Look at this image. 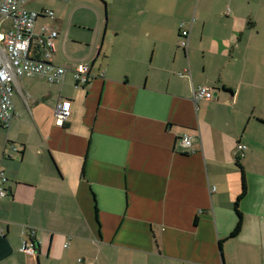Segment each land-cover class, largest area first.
<instances>
[{
    "label": "crops",
    "instance_id": "0c3cea01",
    "mask_svg": "<svg viewBox=\"0 0 264 264\" xmlns=\"http://www.w3.org/2000/svg\"><path fill=\"white\" fill-rule=\"evenodd\" d=\"M26 7L53 12L34 30L57 32L47 61L67 71L61 84H13L14 117L0 129V264H264V0ZM78 62L91 72L75 88ZM200 86L211 100L193 102ZM59 99L71 102L62 127ZM242 184V226L229 238Z\"/></svg>",
    "mask_w": 264,
    "mask_h": 264
},
{
    "label": "built area",
    "instance_id": "2783aa9c",
    "mask_svg": "<svg viewBox=\"0 0 264 264\" xmlns=\"http://www.w3.org/2000/svg\"><path fill=\"white\" fill-rule=\"evenodd\" d=\"M68 1V0H63ZM28 0H0V20L8 19L9 26L6 31H0V129L7 130L14 117L11 96L15 80L23 77L38 76L44 78L50 84H61L66 74V68L50 63L48 58L55 52L53 40L56 31L41 28L35 33V24L39 17L53 18V12L43 10L41 12L29 10L26 7ZM187 29L180 25L178 46L187 49ZM33 42L43 49V57L37 59L30 56V47ZM75 88L85 86L89 82L91 66L89 63L78 62L73 69ZM212 90L200 86L192 90L193 102L211 100ZM71 110V102L59 99L54 108V124L62 126L68 119ZM180 144L190 147V137L185 135ZM15 151V149H13ZM236 150L241 152L245 146L237 145ZM6 182L3 172H0V198L7 195L4 187ZM21 251L33 254L34 243L22 242Z\"/></svg>",
    "mask_w": 264,
    "mask_h": 264
},
{
    "label": "trees",
    "instance_id": "16d2710c",
    "mask_svg": "<svg viewBox=\"0 0 264 264\" xmlns=\"http://www.w3.org/2000/svg\"><path fill=\"white\" fill-rule=\"evenodd\" d=\"M37 48L40 49L39 46ZM62 126H60V127H62ZM245 192H246L245 185L242 184V191H241L240 195L237 197V199H236V201L234 203V211H235L236 216H237V222H236V224H235L232 232L229 234V238H233V237L237 236L239 234L240 230H241V226H242V216H241V213L238 210V203L243 198V196L245 195Z\"/></svg>",
    "mask_w": 264,
    "mask_h": 264
},
{
    "label": "rangeland",
    "instance_id": "374dc122",
    "mask_svg": "<svg viewBox=\"0 0 264 264\" xmlns=\"http://www.w3.org/2000/svg\"><path fill=\"white\" fill-rule=\"evenodd\" d=\"M6 185V184H5ZM1 199V198H0Z\"/></svg>",
    "mask_w": 264,
    "mask_h": 264
}]
</instances>
